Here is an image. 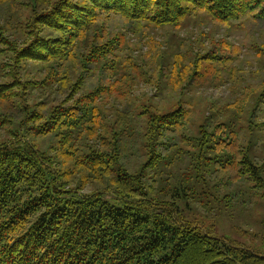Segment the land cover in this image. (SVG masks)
I'll return each mask as SVG.
<instances>
[{"label":"trees","instance_id":"16d2710c","mask_svg":"<svg viewBox=\"0 0 264 264\" xmlns=\"http://www.w3.org/2000/svg\"><path fill=\"white\" fill-rule=\"evenodd\" d=\"M204 18L256 33L264 0H0V264H264V233L219 234L226 205L264 210V76L196 125L192 97L242 48L180 37L169 96L134 100L131 38Z\"/></svg>","mask_w":264,"mask_h":264},{"label":"rangeland","instance_id":"374dc122","mask_svg":"<svg viewBox=\"0 0 264 264\" xmlns=\"http://www.w3.org/2000/svg\"><path fill=\"white\" fill-rule=\"evenodd\" d=\"M199 20V19H198ZM204 22L200 25L199 21L192 24H187L181 29H169L161 28L156 31L154 35L157 43L153 47L149 38H145L143 41H139L136 37L131 38L133 43L137 46L134 54L147 55V59L138 63L142 68L147 69L150 67V80H141L140 83H135L133 88L134 100L139 103L146 98L151 99L154 102L159 101L163 103L165 97H168V91L164 93L159 92L157 84L159 83L160 67L162 64L167 65L173 60V54L178 49V40L180 37L186 38L189 44L183 45L182 50H200L201 46H209V42L212 37L216 39H221L225 37L231 43L238 45L243 50L242 60L239 63H233L230 70L221 73L222 80L224 81L222 85L219 86H209L197 90L192 94L193 101L195 103L196 123L202 121L203 112L211 106H223L227 104H232L241 96V91L244 85L248 84H258L264 72L262 70V56L264 53H260L259 49L264 48V30L258 31L256 33H250L247 30V25L244 28H230L228 30L216 27L210 20L204 18ZM199 23V24H197ZM171 34H177L175 38L171 39ZM161 43V46H159ZM153 47V48H152ZM132 70V67L128 71ZM230 72V73H228ZM220 73V72H219ZM216 82H219L215 80ZM161 86V85H160ZM96 188H102L98 185H90L84 191L85 194L92 193ZM82 193V194H83ZM171 192L168 194L171 197ZM106 199L111 200V198L104 194ZM207 195L205 193L201 194L200 200ZM204 202V201H203ZM222 206L226 205V200L220 202ZM205 204V203H204ZM211 206L214 205L213 202L210 203ZM248 208H244V207ZM227 211L224 212L222 216V226L219 228V234L225 235L226 237L238 238L240 240L246 241L247 237H252V234L258 233L260 237L263 236V229L260 225V219L264 217V210L259 207L247 206L246 203H241L240 205L234 206V204L225 206ZM207 208V206H206ZM186 213L185 210L182 211ZM254 232V233H253ZM255 246L256 249L264 247L261 244V239H258Z\"/></svg>","mask_w":264,"mask_h":264},{"label":"bare ground","instance_id":"6f19581e","mask_svg":"<svg viewBox=\"0 0 264 264\" xmlns=\"http://www.w3.org/2000/svg\"><path fill=\"white\" fill-rule=\"evenodd\" d=\"M192 110V109H191ZM117 200V199H116Z\"/></svg>","mask_w":264,"mask_h":264}]
</instances>
